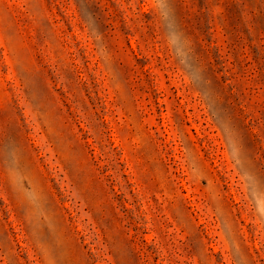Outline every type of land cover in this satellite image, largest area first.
<instances>
[{
  "label": "rangeland",
  "instance_id": "1",
  "mask_svg": "<svg viewBox=\"0 0 264 264\" xmlns=\"http://www.w3.org/2000/svg\"><path fill=\"white\" fill-rule=\"evenodd\" d=\"M0 264H264V0H0Z\"/></svg>",
  "mask_w": 264,
  "mask_h": 264
}]
</instances>
